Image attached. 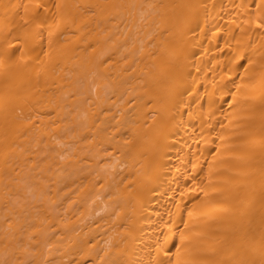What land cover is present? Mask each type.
<instances>
[{"label": "bare ground", "instance_id": "obj_1", "mask_svg": "<svg viewBox=\"0 0 264 264\" xmlns=\"http://www.w3.org/2000/svg\"><path fill=\"white\" fill-rule=\"evenodd\" d=\"M0 264H264V0H0Z\"/></svg>", "mask_w": 264, "mask_h": 264}]
</instances>
